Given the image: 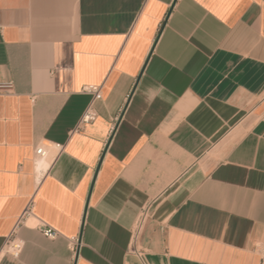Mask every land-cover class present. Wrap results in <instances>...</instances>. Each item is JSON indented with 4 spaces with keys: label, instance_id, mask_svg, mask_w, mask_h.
<instances>
[{
    "label": "crops",
    "instance_id": "0c3cea01",
    "mask_svg": "<svg viewBox=\"0 0 264 264\" xmlns=\"http://www.w3.org/2000/svg\"><path fill=\"white\" fill-rule=\"evenodd\" d=\"M0 82V264H261L264 0H0Z\"/></svg>",
    "mask_w": 264,
    "mask_h": 264
},
{
    "label": "built area",
    "instance_id": "2783aa9c",
    "mask_svg": "<svg viewBox=\"0 0 264 264\" xmlns=\"http://www.w3.org/2000/svg\"><path fill=\"white\" fill-rule=\"evenodd\" d=\"M12 84L10 83H3L0 82V94H7L12 91ZM85 92L89 93L92 95V102L89 106V108L86 110L84 113L80 124H86L89 123L93 120H95L97 113L94 108V103L99 100L103 99V90L101 85H90L85 88ZM58 147V145H56ZM49 154V146L40 144L36 148V155L38 158H46ZM141 225V221L138 223V226ZM43 232L46 236L50 238H56L59 235L58 230H56L54 227L44 224L42 226ZM137 230V228H136ZM135 230V233H136ZM134 233V236H135ZM79 243V237L72 238L71 240V247L74 252H76L77 244ZM23 249V244L21 241L18 240H10L7 244V251L11 253L15 257H19ZM261 264H264V246L261 247Z\"/></svg>",
    "mask_w": 264,
    "mask_h": 264
},
{
    "label": "bare ground",
    "instance_id": "6f19581e",
    "mask_svg": "<svg viewBox=\"0 0 264 264\" xmlns=\"http://www.w3.org/2000/svg\"><path fill=\"white\" fill-rule=\"evenodd\" d=\"M51 155H54L53 152H50L48 157L51 156ZM47 167V166H46ZM48 168V167H47ZM41 170V169H40ZM144 216V215H143ZM139 234H140V225L137 226V230H136V233H135V236H134V243L136 242V240L138 239L139 237Z\"/></svg>",
    "mask_w": 264,
    "mask_h": 264
},
{
    "label": "rangeland",
    "instance_id": "374dc122",
    "mask_svg": "<svg viewBox=\"0 0 264 264\" xmlns=\"http://www.w3.org/2000/svg\"><path fill=\"white\" fill-rule=\"evenodd\" d=\"M137 228V227H136Z\"/></svg>",
    "mask_w": 264,
    "mask_h": 264
}]
</instances>
